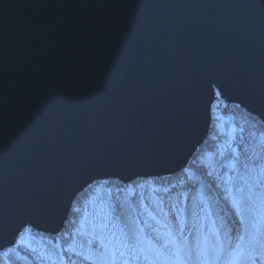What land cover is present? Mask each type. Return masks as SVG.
I'll use <instances>...</instances> for the list:
<instances>
[{
	"label": "water",
	"instance_id": "obj_1",
	"mask_svg": "<svg viewBox=\"0 0 264 264\" xmlns=\"http://www.w3.org/2000/svg\"><path fill=\"white\" fill-rule=\"evenodd\" d=\"M221 100L264 125V0H0V256L185 170Z\"/></svg>",
	"mask_w": 264,
	"mask_h": 264
},
{
	"label": "trees",
	"instance_id": "obj_2",
	"mask_svg": "<svg viewBox=\"0 0 264 264\" xmlns=\"http://www.w3.org/2000/svg\"><path fill=\"white\" fill-rule=\"evenodd\" d=\"M218 109L212 112L213 126L207 141L185 170L173 177L137 180L129 185L96 183L75 200L60 234H23L15 248L0 256L1 264H17L21 259V264H90L84 257L98 259L102 246L113 247L121 229H142L154 237L157 232H174L181 224L184 229L193 226L201 211L211 229L222 232L231 228L235 235L239 222L232 200L242 195L240 190L246 195L251 187L249 207L259 211L264 206V125L235 105ZM216 153L227 154L243 166L231 175L230 195L224 190V182L210 176L203 165L207 154ZM189 175L194 177L192 181ZM128 187H132V195ZM114 192L118 199H110ZM221 224L224 229H220ZM263 258L257 262L261 264Z\"/></svg>",
	"mask_w": 264,
	"mask_h": 264
},
{
	"label": "snow or ice",
	"instance_id": "obj_3",
	"mask_svg": "<svg viewBox=\"0 0 264 264\" xmlns=\"http://www.w3.org/2000/svg\"><path fill=\"white\" fill-rule=\"evenodd\" d=\"M240 191L242 195L232 200L239 222V231L235 235L231 228L223 233L212 228L190 242L183 236L182 224L179 236L171 230L164 234L157 232L153 237L142 229H121V235L116 237L113 247L103 245L98 259L89 256L84 259L90 264H257L264 257V206L259 211L249 207L252 201L251 187L246 195L244 189ZM159 211L163 213V209ZM149 215L156 220L151 213ZM224 228L221 224L220 229ZM88 243L91 245L92 241Z\"/></svg>",
	"mask_w": 264,
	"mask_h": 264
},
{
	"label": "rangeland",
	"instance_id": "obj_4",
	"mask_svg": "<svg viewBox=\"0 0 264 264\" xmlns=\"http://www.w3.org/2000/svg\"><path fill=\"white\" fill-rule=\"evenodd\" d=\"M222 105L226 106L225 103L221 100L220 102H218V105L214 106L215 108L212 109V112L219 111L218 107L220 108V106ZM213 119H214V116H213ZM244 134H247V132H244ZM248 158L249 156H246V159ZM233 164H235V160L233 159V157L227 154H223V153L222 154L220 153L219 155H214L212 157H208V159L205 161V167L208 168L209 174H212L211 176H218L225 183H226V180L228 179L227 176L229 174H233V172L236 171L238 168H243L242 165L237 167V165L235 164L236 167L234 170H232ZM190 177L192 178V175H190ZM192 180L193 179H191V181ZM229 189L231 188L229 184L226 183V185L224 186V190L227 192V194L230 193ZM128 192L130 193V195L134 193L132 187H128ZM110 199H113V196ZM179 228L180 226H178V229L173 232L177 236H179ZM210 230L211 229L207 223V220L205 219L204 215L201 213L198 215L196 222L192 227L184 229L183 236L187 237L189 241L191 242L197 237L203 236L204 234L208 233ZM223 231L224 230H222L221 233H223ZM27 232L28 233L27 234L25 233L24 235H27V236L32 235L30 230H28ZM262 261L263 262H261V264H264V258ZM17 264H21V260L20 261L18 260ZM257 264L259 263L257 262Z\"/></svg>",
	"mask_w": 264,
	"mask_h": 264
},
{
	"label": "bare ground",
	"instance_id": "obj_5",
	"mask_svg": "<svg viewBox=\"0 0 264 264\" xmlns=\"http://www.w3.org/2000/svg\"><path fill=\"white\" fill-rule=\"evenodd\" d=\"M110 184H113V183H110ZM112 188H117V186L116 185H112ZM112 196H113L114 200L118 199V194H116L115 192L112 194Z\"/></svg>",
	"mask_w": 264,
	"mask_h": 264
}]
</instances>
